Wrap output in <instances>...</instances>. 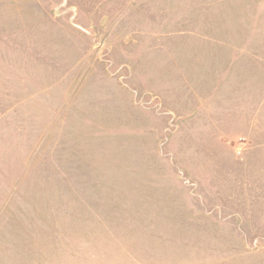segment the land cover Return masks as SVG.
<instances>
[{
  "label": "rangeland",
  "instance_id": "rangeland-1",
  "mask_svg": "<svg viewBox=\"0 0 264 264\" xmlns=\"http://www.w3.org/2000/svg\"><path fill=\"white\" fill-rule=\"evenodd\" d=\"M0 264H264V0H0Z\"/></svg>",
  "mask_w": 264,
  "mask_h": 264
}]
</instances>
